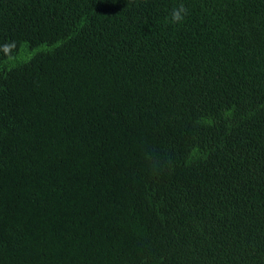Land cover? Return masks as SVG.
Segmentation results:
<instances>
[{"label":"trees","instance_id":"1","mask_svg":"<svg viewBox=\"0 0 264 264\" xmlns=\"http://www.w3.org/2000/svg\"><path fill=\"white\" fill-rule=\"evenodd\" d=\"M0 264H264V0H0Z\"/></svg>","mask_w":264,"mask_h":264},{"label":"clouds","instance_id":"2","mask_svg":"<svg viewBox=\"0 0 264 264\" xmlns=\"http://www.w3.org/2000/svg\"><path fill=\"white\" fill-rule=\"evenodd\" d=\"M188 15V8L185 4L180 3L171 10L170 19L172 23H181ZM5 51H8V47L5 46Z\"/></svg>","mask_w":264,"mask_h":264}]
</instances>
